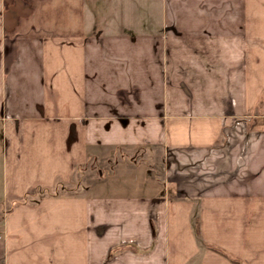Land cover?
<instances>
[{"label":"crops","instance_id":"crops-1","mask_svg":"<svg viewBox=\"0 0 264 264\" xmlns=\"http://www.w3.org/2000/svg\"><path fill=\"white\" fill-rule=\"evenodd\" d=\"M0 143V264H264V0H0Z\"/></svg>","mask_w":264,"mask_h":264},{"label":"rangeland","instance_id":"rangeland-1","mask_svg":"<svg viewBox=\"0 0 264 264\" xmlns=\"http://www.w3.org/2000/svg\"><path fill=\"white\" fill-rule=\"evenodd\" d=\"M88 149H89V151H92L91 148H88ZM108 150L109 149L107 147L105 149L103 148V151H104L103 156L105 158L104 162H107L106 159L108 157V154H107ZM144 158H147L150 161V159H149V157L147 155H145L144 157L140 156V157H138L140 165H138V166H131V165L127 166L126 165L124 167H122L121 165H118L117 168H116V173H113L112 171H108L107 172V169H106V167L104 165H107L109 170H110L111 166H109L108 163L104 164L103 162H100L99 170L101 169L103 171L104 175H100V171L99 170L90 168V169H88L86 171V174H87L86 177L88 179L96 178L98 180L99 179L112 180V179H119V174H121V172H123L124 174L125 173L128 174L127 178H129V179H131V178L134 179L136 177L145 178V176L147 175L146 172H148V170L146 169L147 168L146 164L144 162L142 163ZM119 160H121V157L119 158ZM169 160L170 161H172V160L175 161V159H172V158H169ZM189 161L193 162L194 160L190 159ZM3 164H4V156H3V151H2V145L0 143V198H3V195H4V183H3V181H4L5 176H6V173H5L4 169H3V167H4ZM181 164H182V162H180V165ZM171 165H172V162H171ZM182 166H183V164H182ZM202 166H203V164H199L196 167L192 168L195 172H192V173L189 172V174H191V176H194L196 174V171L199 172L198 174H200V172H202V170L204 169V168H202ZM170 173L166 174V172H164V178L166 179V178L172 177ZM211 175H213V177H216V176H219V173H217V174L216 173H212ZM146 181H147V179H145V182ZM262 239L263 240H260L259 243H260V247H261L262 252H263L264 251V237Z\"/></svg>","mask_w":264,"mask_h":264},{"label":"flooded vegetation","instance_id":"flooded-vegetation-1","mask_svg":"<svg viewBox=\"0 0 264 264\" xmlns=\"http://www.w3.org/2000/svg\"><path fill=\"white\" fill-rule=\"evenodd\" d=\"M7 14H8L7 15L8 19L9 18L13 19V18L17 17L20 14V12H19L17 7L15 8V5L14 6L11 5V7H9V9H8Z\"/></svg>","mask_w":264,"mask_h":264},{"label":"trees","instance_id":"trees-1","mask_svg":"<svg viewBox=\"0 0 264 264\" xmlns=\"http://www.w3.org/2000/svg\"><path fill=\"white\" fill-rule=\"evenodd\" d=\"M197 239H198V242L201 245V247L206 246L205 243L203 242V240L200 237H198Z\"/></svg>","mask_w":264,"mask_h":264}]
</instances>
